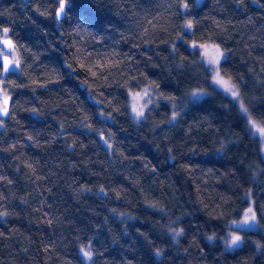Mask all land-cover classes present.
Masks as SVG:
<instances>
[{"label":"trees","instance_id":"1","mask_svg":"<svg viewBox=\"0 0 264 264\" xmlns=\"http://www.w3.org/2000/svg\"><path fill=\"white\" fill-rule=\"evenodd\" d=\"M61 1L0 0L18 55L0 60V264H86L87 247L90 264H264L260 144L190 46L223 50L264 126V0H66L58 21ZM144 87L158 101L136 122ZM250 200L259 229L228 250Z\"/></svg>","mask_w":264,"mask_h":264},{"label":"rangeland","instance_id":"2","mask_svg":"<svg viewBox=\"0 0 264 264\" xmlns=\"http://www.w3.org/2000/svg\"><path fill=\"white\" fill-rule=\"evenodd\" d=\"M1 37V36H0ZM6 37V36H2ZM190 45V43H189ZM193 48H196L200 51L201 57L203 59L204 64L210 70V80L214 88H217L224 92L226 95L230 96L233 100H235L238 104V107L246 121L248 132H250L251 136L256 138L260 144L261 152L264 158V126L259 123L255 118L251 115L249 110L244 105L242 97L240 95L239 85L236 81L231 78H228L223 75L220 63L222 58L224 57L223 50L214 43H192L190 45ZM0 51L2 54H10L12 56L13 61L18 58L16 52H7L3 46H0ZM2 84V80L0 79V86ZM233 92L236 95H233ZM3 95L6 96L7 93L3 92ZM207 95V91L202 88L193 89L187 99L186 103L190 100L200 99ZM158 101V94L152 87H144L138 91L131 92L130 94V111L131 114L136 122H139L144 118L145 111L149 104L155 103ZM3 107L2 99L0 98V108ZM242 109H246L243 111ZM143 113L139 115L138 113ZM5 117H0V128L4 127ZM251 210V211H249ZM254 217V219H253ZM231 229L229 230L228 234L221 238L222 243L224 244L225 248L228 250H234L238 246L242 244V237L239 234L240 230H248V229H259V223L257 214L254 207L253 200H250L249 205L243 212V217L240 220L233 221L230 225ZM239 236L241 239L236 244L232 243L233 237ZM216 239V236H211L210 240ZM81 255L83 260L86 264H90L93 258V254L90 251V248L87 247L81 250ZM87 252L89 255H85L84 253Z\"/></svg>","mask_w":264,"mask_h":264},{"label":"water","instance_id":"3","mask_svg":"<svg viewBox=\"0 0 264 264\" xmlns=\"http://www.w3.org/2000/svg\"><path fill=\"white\" fill-rule=\"evenodd\" d=\"M61 4L64 5V10H63V12H61V5L57 9L56 19L58 21L62 20L63 17L65 16V12H66L65 9L67 6L66 0L61 1ZM0 42L3 45V48L7 52H12L15 48L14 42L10 37L1 38ZM0 60L2 63L4 73H8L13 66V59H12L11 55L5 53V54L1 55ZM15 64L18 65V62L16 61ZM0 98L2 99V103H3V107L0 108V117H7L9 115L12 98L9 95H6V96L3 95L2 87H0ZM5 101H7V102L5 103ZM5 109H6V111H5Z\"/></svg>","mask_w":264,"mask_h":264},{"label":"snow or ice","instance_id":"4","mask_svg":"<svg viewBox=\"0 0 264 264\" xmlns=\"http://www.w3.org/2000/svg\"><path fill=\"white\" fill-rule=\"evenodd\" d=\"M63 10H64V5L63 4H61V12H63ZM190 26V25H189ZM233 95H236V93L235 92H233ZM7 101H5V103H6ZM243 111H246V109H242ZM5 111H6V109H5ZM139 115H142L143 113L141 112V113H138ZM249 211H251V210H249ZM253 219H254V217H253ZM240 237L239 236H235V237H233V240H232V243L233 244H236L238 241H240ZM86 256L87 255H89V253H87V252H85L84 253Z\"/></svg>","mask_w":264,"mask_h":264}]
</instances>
